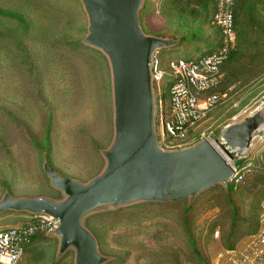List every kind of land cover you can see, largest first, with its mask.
<instances>
[{
	"label": "rangeland",
	"instance_id": "374dc122",
	"mask_svg": "<svg viewBox=\"0 0 264 264\" xmlns=\"http://www.w3.org/2000/svg\"><path fill=\"white\" fill-rule=\"evenodd\" d=\"M215 12L214 0H143L139 20L146 36L172 42L160 51L166 66L221 46ZM235 20L237 44L220 88L226 98L201 127L218 136L264 105V0H239ZM88 35L81 0H0V201L10 195L63 202L46 167L83 184L107 169L115 140L113 76L107 56L85 43ZM249 155L256 171L237 187L86 214L83 226L95 236L103 264H234L232 253L244 251L260 226L263 137ZM33 221L30 213L0 214V228ZM60 244L56 234L37 237L20 264H76V249L61 254Z\"/></svg>",
	"mask_w": 264,
	"mask_h": 264
},
{
	"label": "water",
	"instance_id": "95a60500",
	"mask_svg": "<svg viewBox=\"0 0 264 264\" xmlns=\"http://www.w3.org/2000/svg\"><path fill=\"white\" fill-rule=\"evenodd\" d=\"M89 18L85 43L108 58L114 90L115 140L106 153L107 169L88 184L45 172L66 199L13 198L0 201L6 212L44 214L57 220L53 234L60 253L76 249V264H103L95 236L83 226L89 212L133 203H178L217 186H229L232 163L249 158L264 135V105L242 122L224 129L216 147L201 140L182 150L166 151L157 137L158 104L153 57L172 45L146 36L140 26L143 0H81Z\"/></svg>",
	"mask_w": 264,
	"mask_h": 264
},
{
	"label": "built area",
	"instance_id": "2783aa9c",
	"mask_svg": "<svg viewBox=\"0 0 264 264\" xmlns=\"http://www.w3.org/2000/svg\"><path fill=\"white\" fill-rule=\"evenodd\" d=\"M215 1L216 12L211 22L220 30L222 40L217 50L199 57L171 59L166 66L160 52L153 57L152 73L160 113L157 119L159 145L166 151L182 150L201 140L216 147V131L201 130V127L209 111L226 98L220 92L224 79L222 67L237 44L235 9L238 0ZM166 93L170 94L168 113L163 110ZM232 167L234 176L229 185L237 187L256 171L257 162L250 156L239 164L232 163ZM33 216L34 221L29 224L0 228V264H20L31 239L54 233L57 220L44 214ZM232 254L234 264H264V200L260 205L258 232L244 251Z\"/></svg>",
	"mask_w": 264,
	"mask_h": 264
},
{
	"label": "trees",
	"instance_id": "16d2710c",
	"mask_svg": "<svg viewBox=\"0 0 264 264\" xmlns=\"http://www.w3.org/2000/svg\"><path fill=\"white\" fill-rule=\"evenodd\" d=\"M214 1H215V0H214ZM238 1H239V0H238ZM238 1H237V3H238ZM215 3H216V1H215ZM236 6H237V4H236ZM230 58H231V55H230L228 61L230 60ZM228 61H227V62H228ZM227 62H226V63H227ZM226 63H225V64H226ZM225 64H224V65H225ZM224 65H223V67H224ZM223 67H222V72H223ZM164 97L167 99V93L165 94ZM168 100H169V99H168ZM217 136H218V133H217ZM239 163H240V161H239ZM231 187H233V186H231ZM37 237H40V236H37ZM37 237H34L33 239H31V241L29 242V244H30L35 238H37ZM29 244H28V245H29Z\"/></svg>",
	"mask_w": 264,
	"mask_h": 264
}]
</instances>
